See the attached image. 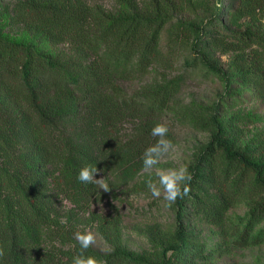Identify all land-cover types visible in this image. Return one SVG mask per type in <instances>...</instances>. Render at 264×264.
I'll list each match as a JSON object with an SVG mask.
<instances>
[{"label":"trees","instance_id":"trees-1","mask_svg":"<svg viewBox=\"0 0 264 264\" xmlns=\"http://www.w3.org/2000/svg\"><path fill=\"white\" fill-rule=\"evenodd\" d=\"M220 5L217 10L215 0H148L141 8L110 13L84 0L17 4L13 21L34 40L0 34V264H72L82 250L59 248L72 238L55 204L90 191L92 184L77 179L80 170L105 160L121 185L146 170L143 154L160 139L151 130L178 86L153 85L133 96L124 87L144 82L156 66H172L173 56L163 53L160 42L174 15L191 20L172 24L173 42L226 83L215 53L248 51L239 68L251 83L247 91L264 103V0ZM129 122L130 133L118 138ZM211 125L200 156L206 169L190 171L193 188L184 199L195 201L198 194L201 208L206 200L197 187L203 185L219 194L224 207L246 200L248 216L237 243L258 245L251 233L264 221V134L253 148H242L215 120ZM164 139L172 141L168 133ZM163 240L173 258L164 255L161 264H212L210 253L193 249L181 229ZM83 255L98 264H139L118 241L108 256L90 249Z\"/></svg>","mask_w":264,"mask_h":264},{"label":"rangeland","instance_id":"rangeland-1","mask_svg":"<svg viewBox=\"0 0 264 264\" xmlns=\"http://www.w3.org/2000/svg\"><path fill=\"white\" fill-rule=\"evenodd\" d=\"M20 1L0 0V34L10 40L33 42L34 39L13 21ZM84 1L104 12L114 13L132 9L135 5L141 8L148 0ZM226 1L215 0L216 9L221 10L220 4L225 5ZM173 18L174 21L163 29L160 42L163 53L173 56L172 66L169 69L156 66L154 73L144 82L124 87L126 94L133 96L153 85L170 82L178 86L175 96L158 119L160 125L168 128L173 147L156 165L125 185L116 182L111 164L100 160L94 178L107 183L108 191L92 184L87 194L74 192L68 199L59 198L55 204L57 216L72 238L70 244L59 248L63 252L70 251L79 245L76 233L91 232L94 242L89 249L99 256L112 254L118 241L139 264H161L164 255L170 261L173 258L172 252H167L163 234L172 235L181 229L193 249L210 253L209 263L264 264V221L251 233L252 238L261 240L260 244L241 247L237 243L248 216L246 200L224 207L219 194L203 185L197 187L201 199L206 200L201 208L196 205L199 195L195 193V201L183 197L170 206L164 199L158 173L181 166H186L189 173L192 170L205 171L200 156L210 142L212 120L223 128L225 134L231 135L228 138L237 147L253 148L256 139L264 134V103L247 91L251 83L243 79L239 68V61L249 58L248 51L215 53V59L227 77L226 83L192 57L189 48L173 42L172 24L177 20H191L180 15ZM198 20L207 23L208 17L199 16ZM261 37L264 38V34ZM131 127V122L120 127L118 138H125ZM63 133L67 136L68 128ZM149 181L161 187L159 198L151 196L147 187Z\"/></svg>","mask_w":264,"mask_h":264},{"label":"clouds","instance_id":"clouds-1","mask_svg":"<svg viewBox=\"0 0 264 264\" xmlns=\"http://www.w3.org/2000/svg\"><path fill=\"white\" fill-rule=\"evenodd\" d=\"M168 133V128L164 125L157 124L151 130L153 137H159L157 143L148 147L143 154V166L145 169H150L156 165L161 156L167 153L172 147L170 140L164 139ZM96 166H86L79 172L77 179L85 185L97 184L100 189L104 191L109 190L107 183H102V179H95L94 177L98 173ZM159 185L164 192V199L168 202V206L175 203L178 198L187 196L190 191L189 184L192 180L191 173L188 172L186 166H181L178 169H170L167 172L158 173ZM148 189L151 192L153 198H159L161 196V187H157L156 184L151 181L147 184ZM75 239L79 243L81 253L74 256L72 264H98V261L91 256L85 257L83 251L89 249L94 242V236L91 232L76 233Z\"/></svg>","mask_w":264,"mask_h":264}]
</instances>
